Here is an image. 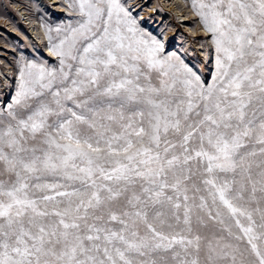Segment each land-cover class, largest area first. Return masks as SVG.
Segmentation results:
<instances>
[{
  "label": "snow or ice",
  "instance_id": "6c2138e0",
  "mask_svg": "<svg viewBox=\"0 0 264 264\" xmlns=\"http://www.w3.org/2000/svg\"><path fill=\"white\" fill-rule=\"evenodd\" d=\"M64 5L0 81V264H264V0H187L203 63Z\"/></svg>",
  "mask_w": 264,
  "mask_h": 264
},
{
  "label": "rangeland",
  "instance_id": "374dc122",
  "mask_svg": "<svg viewBox=\"0 0 264 264\" xmlns=\"http://www.w3.org/2000/svg\"><path fill=\"white\" fill-rule=\"evenodd\" d=\"M15 2L33 13L36 19L43 18V22L51 26L61 22L66 23L71 19L65 10L57 11L53 7L55 4H62V0L54 2L55 4L49 0H0V81H3L6 74L11 77L21 54L36 57L43 55L49 60L53 59L48 57L43 49L45 41L40 38L38 42V37L30 32L29 24L19 13L21 8L14 4ZM128 3L142 6L139 10L140 14L145 18L151 17L147 20L145 27L157 34L162 32L160 38L166 41L168 51L187 49L195 54L190 57L191 62L203 63L204 57L200 55L202 51L200 43L205 38L199 31V26L192 20L190 8L186 6L187 0H128ZM154 8H159L160 11H153ZM180 12L189 14L190 19L182 20L177 14ZM164 34H166L165 37ZM212 67V64L207 65V71L203 72L205 79H210ZM9 99L8 89L0 88V104L6 103Z\"/></svg>",
  "mask_w": 264,
  "mask_h": 264
},
{
  "label": "bare ground",
  "instance_id": "6f19581e",
  "mask_svg": "<svg viewBox=\"0 0 264 264\" xmlns=\"http://www.w3.org/2000/svg\"><path fill=\"white\" fill-rule=\"evenodd\" d=\"M50 2H52V3H54V2H56V1H60V0H49ZM176 1H178V0H176ZM180 1H182V0H180ZM14 4H16V5H18V7L19 8H21V11L19 12L20 14H22L23 15V17H24V19H25V21H26V23H28L29 25V27H30V32H32L33 34H34V36H36V37H38V39H37V41L38 42H40V38H42V35H41V31H40V24L41 23H44L43 22V18H40V19H36L35 17H34V14L33 13H30V12H28L25 8H23L24 6H21V4L20 3H17V2H15ZM55 4V3H54ZM42 5V4H41ZM61 4H58V5H54L53 7L55 8V10H57V11H61V10H64V8H66V7H61L60 6ZM39 7V6H38ZM44 7V6H43ZM23 8V9H22ZM36 9V8H35ZM20 10V9H19ZM178 10H180V9H178ZM183 10V9H182ZM32 11V10H31ZM151 11V10H150ZM178 15H179V17L182 19V20H188V19H190V16H189V14H187V13H184V12H180V14L179 13H177ZM40 16V15H39ZM192 17V16H191ZM45 18V17H44ZM179 18V19H180ZM24 21V20H23ZM186 27V26H185ZM186 31V30H185ZM192 32H194V30H191ZM200 31V30H199ZM172 32V31H171ZM190 33V32H189ZM202 34V33H201ZM165 35L166 34H164V37H165ZM194 35H196L195 33H194ZM44 46V45H43ZM43 49L45 50V52L47 53V49L45 48V47H43Z\"/></svg>",
  "mask_w": 264,
  "mask_h": 264
}]
</instances>
